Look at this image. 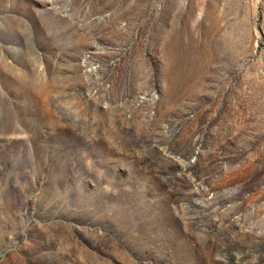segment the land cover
Segmentation results:
<instances>
[{"label":"rangeland","instance_id":"374dc122","mask_svg":"<svg viewBox=\"0 0 264 264\" xmlns=\"http://www.w3.org/2000/svg\"><path fill=\"white\" fill-rule=\"evenodd\" d=\"M0 264H264V0H0Z\"/></svg>","mask_w":264,"mask_h":264}]
</instances>
